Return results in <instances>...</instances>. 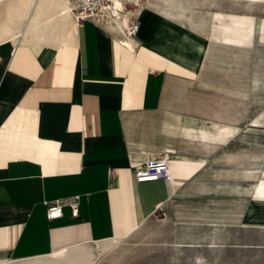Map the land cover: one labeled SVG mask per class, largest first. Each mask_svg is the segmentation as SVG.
Here are the masks:
<instances>
[{
	"label": "crops",
	"instance_id": "1",
	"mask_svg": "<svg viewBox=\"0 0 264 264\" xmlns=\"http://www.w3.org/2000/svg\"><path fill=\"white\" fill-rule=\"evenodd\" d=\"M139 1L128 47L112 22L77 26L70 13L9 32L0 0V262L65 252L43 264H93L81 244L110 249L232 166L258 176L242 216L264 229V106L248 115L245 99L264 97V0ZM220 43L227 54L214 56ZM165 154L172 183L136 181ZM74 197L79 216L65 205L48 219L49 204Z\"/></svg>",
	"mask_w": 264,
	"mask_h": 264
},
{
	"label": "rangeland",
	"instance_id": "2",
	"mask_svg": "<svg viewBox=\"0 0 264 264\" xmlns=\"http://www.w3.org/2000/svg\"><path fill=\"white\" fill-rule=\"evenodd\" d=\"M31 15L25 20H31ZM218 47L214 56L227 54L221 43ZM233 51L238 55V48ZM219 67L209 65L211 71L220 72ZM245 99L248 115L264 106V97ZM255 136L249 133V137ZM238 172L232 166L221 175L205 177L203 183L174 193L117 246L103 250L95 242L81 245L93 252V264H264V229L246 226L242 216L258 176L251 171L252 175L240 177ZM68 254L0 264H43L47 259L57 260Z\"/></svg>",
	"mask_w": 264,
	"mask_h": 264
},
{
	"label": "built area",
	"instance_id": "3",
	"mask_svg": "<svg viewBox=\"0 0 264 264\" xmlns=\"http://www.w3.org/2000/svg\"><path fill=\"white\" fill-rule=\"evenodd\" d=\"M68 5L73 15L75 23L80 26L85 21L90 20L95 23H109L113 18L127 17V25L121 29L124 39H131L136 36L140 29L141 21L139 12L135 11L138 6L137 0H71ZM168 155L152 156L145 160L144 164L136 171V181L139 183L164 180L173 182ZM65 201V202H64ZM56 199L48 205V219L61 218L63 207L68 205L72 210V215L79 216V200L77 197L66 200ZM159 203L157 207H161ZM112 245L121 243L123 237H110Z\"/></svg>",
	"mask_w": 264,
	"mask_h": 264
},
{
	"label": "bare ground",
	"instance_id": "4",
	"mask_svg": "<svg viewBox=\"0 0 264 264\" xmlns=\"http://www.w3.org/2000/svg\"><path fill=\"white\" fill-rule=\"evenodd\" d=\"M6 1H7V4L9 5L8 14L10 17V21H8L7 23L8 25L7 31L9 32H11L12 30L11 29L12 26H10V24H20V22H23L25 18L28 17V15H31L32 11H34L35 15L32 16L29 22V28L31 29L34 26L37 30L38 28L39 30H41L42 28H44L45 25L53 22L54 20L58 21V23H59V20L67 21V19L70 17L69 13L72 15L70 11V6L68 5V3L71 0H39V1L37 0H6ZM139 2L140 1L137 0V3ZM111 21L113 25L119 28V30L123 29V27L127 25V22H128L126 16L120 17V18H113V20ZM72 25H73V22H72ZM27 37H24V39L28 40ZM129 43L132 46L130 39H124V43H123L124 45L131 47L129 46ZM116 238H119V237H116Z\"/></svg>",
	"mask_w": 264,
	"mask_h": 264
}]
</instances>
